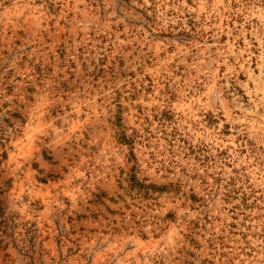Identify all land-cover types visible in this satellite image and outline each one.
<instances>
[{
	"label": "clouds",
	"instance_id": "1",
	"mask_svg": "<svg viewBox=\"0 0 264 264\" xmlns=\"http://www.w3.org/2000/svg\"><path fill=\"white\" fill-rule=\"evenodd\" d=\"M5 23L0 159L36 120L29 86L47 114L0 264H264V0H0ZM36 181L38 230H13Z\"/></svg>",
	"mask_w": 264,
	"mask_h": 264
},
{
	"label": "rangeland",
	"instance_id": "2",
	"mask_svg": "<svg viewBox=\"0 0 264 264\" xmlns=\"http://www.w3.org/2000/svg\"><path fill=\"white\" fill-rule=\"evenodd\" d=\"M5 9L9 8V4L5 3ZM55 27V24H53ZM0 31L8 32L11 35V32L8 29L7 23L0 24ZM51 39L48 40L47 45L49 48L52 46ZM27 67V63H23L21 65V69ZM37 73L41 72L39 66H36ZM10 78V77H8ZM17 79H23V77H17ZM11 91V89H9ZM29 92L33 96V107L32 113L35 115V122L31 123L27 127L26 135L20 137V143L15 147V151L11 153H6L2 159H0V230H3L5 227L4 213L7 210V206L11 205V197L20 195V189H17L18 181L15 179L13 172L17 167L23 166L24 159L27 153L31 150L30 141L32 137L39 134L40 131L44 127L45 121L42 119L47 114V103L44 99H37L36 88L34 86H29ZM7 106V105H5ZM87 117H81L79 120L77 118H73L70 124V130L76 128L77 124L86 120ZM50 123L51 121H47ZM9 165L11 167H9ZM29 170L26 169L25 176H28ZM36 183L40 184V190H34L35 197L38 200V203H33L27 205L29 211L27 212V216L22 218L18 213H11L8 217V226L11 229H15L16 227H24L25 230L29 233H32L34 229H37V221L41 220L44 217V208L41 205H46L48 203L47 197L53 195L52 189L48 188L43 182L36 181ZM55 184H53V188ZM23 188V184L21 183V189ZM27 203V202H26ZM207 219V218H206ZM19 221V224L16 222ZM71 223H75L74 221H70ZM45 229L48 228V222L45 221L43 224ZM235 227V225H233ZM38 230V229H37ZM42 245H48L51 242L50 252L55 258V253L58 248L63 246V240L65 237L61 236L59 239L53 237L50 232L44 231L41 233ZM73 235H77L76 231H73ZM71 243V241H70Z\"/></svg>",
	"mask_w": 264,
	"mask_h": 264
}]
</instances>
